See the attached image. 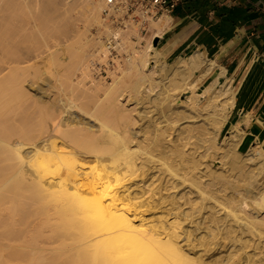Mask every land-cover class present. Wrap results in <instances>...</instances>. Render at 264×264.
Segmentation results:
<instances>
[{
	"label": "bare ground",
	"instance_id": "1",
	"mask_svg": "<svg viewBox=\"0 0 264 264\" xmlns=\"http://www.w3.org/2000/svg\"><path fill=\"white\" fill-rule=\"evenodd\" d=\"M103 7L0 0V264H239L250 234L264 245V150L240 152L241 131L219 138L230 82L199 91L194 56L166 71L153 38L168 14L149 22L155 33L112 81L94 77L87 62L105 43L89 52L86 32ZM32 27L58 41L37 53L29 36L19 41ZM40 66L53 84L34 80ZM218 157L227 170L213 167ZM219 236L230 240L218 259Z\"/></svg>",
	"mask_w": 264,
	"mask_h": 264
},
{
	"label": "crops",
	"instance_id": "2",
	"mask_svg": "<svg viewBox=\"0 0 264 264\" xmlns=\"http://www.w3.org/2000/svg\"><path fill=\"white\" fill-rule=\"evenodd\" d=\"M170 16L157 37L166 71L194 56L199 91L229 81L235 102L220 136L241 131L240 152L264 150V0H183Z\"/></svg>",
	"mask_w": 264,
	"mask_h": 264
},
{
	"label": "built area",
	"instance_id": "3",
	"mask_svg": "<svg viewBox=\"0 0 264 264\" xmlns=\"http://www.w3.org/2000/svg\"><path fill=\"white\" fill-rule=\"evenodd\" d=\"M103 1L101 39L105 43V53L97 50L89 66L94 77L109 80L133 50L141 47L149 31V22L162 15H171L183 0ZM132 31H137L141 38Z\"/></svg>",
	"mask_w": 264,
	"mask_h": 264
},
{
	"label": "rangeland",
	"instance_id": "4",
	"mask_svg": "<svg viewBox=\"0 0 264 264\" xmlns=\"http://www.w3.org/2000/svg\"><path fill=\"white\" fill-rule=\"evenodd\" d=\"M80 23H79V26L80 27H82V28H84L83 27V23L81 22V21H79ZM41 29H42V25H41V27H40ZM31 29V28H30ZM27 30V29H26ZM36 30V29H34L33 27H32V29L29 31L28 30V34L27 35H25L24 36V34H26L27 32L26 31H24V29H22V31H24V32H26V33H22L23 35L21 36V34H20V42L21 41H24V39H25V37L26 36H29V37H27V38H29L31 41L29 42V39H27L28 40V43L29 44H27L28 46L29 45H31L32 47H34V51H35V48L36 49H38V50H36V52L37 53H42L43 51H44V48H46V44L48 43L49 45H52L55 41H58V40H55V39H58V38H56V36H52V37H49L48 39H46V38H44L45 37V35L43 34L44 32H42V31H46L45 30V28H43V30L41 31H34ZM21 31V30H20ZM21 31V32H22ZM90 33H89V32ZM87 32L89 33H87L86 32V35H87V37L89 38V40H90V45L92 46L91 48L89 47V52H95V49L97 48V46L99 47V45H97L98 44V40L99 39H101V25H96V24H94V25H92V26H90V29L88 30ZM20 32V33H21ZM30 32V33H29ZM42 32V36H40V34L39 33H41ZM33 33V34H32ZM155 32H154V30L152 29V28H149V31H148V33L146 34V37H145V41L142 43V45L143 44H145L146 42H147V40L149 39V38H151L152 36H153V34H154ZM29 34H31V35H29ZM24 36V37H23ZM32 36V37H31ZM40 36V37H39ZM92 36H95V38L94 37H92ZM92 37V38H91ZM21 38H22V40H21ZM24 38V39H23ZM54 38V39H53ZM97 38H99V39H97ZM33 39V40H32ZM44 39V40H43ZM92 39V40H91ZM95 39L97 40L96 41V44H95V46H94V44L93 43H95ZM38 40V41H37ZM18 41V42H19ZM41 41H43V42H41ZM46 41V42H45ZM92 41H94V42H92ZM100 41V40H99ZM26 42L27 41H25V43L23 42V45H24V47L26 46ZM45 42V43H44ZM32 43H33V45H32ZM20 44V43H19ZM40 45V46H39ZM22 46V45H21ZM42 47H44V48H42ZM39 57H37V59H38ZM90 58L91 57H89V59H88V62L87 63H89V60H90ZM38 61V60H37ZM126 64V63H125ZM124 64V67H126V65ZM45 66H40V67H38V68H36V72H37V74H38V76H39V78H37V76H33L32 75V77H34V80H36V82H38V81H43V82H45V83H52L53 84V80L51 81L49 78H50V75H49V73H48V71H46L45 70ZM42 70H43V73H42ZM46 72V73H45ZM52 77H55V76H53L52 75ZM37 78V79H36ZM125 78H126V80H128V82L130 81H133L134 80V78H135V75L133 74V73H127V74H125ZM102 80H105V81H108V82H110V81H112V79H109V80H106V79H104V78H101ZM80 93V92H79ZM30 102V101H29ZM31 104V103H30ZM33 104V103H32ZM34 105L35 106H37L35 103L33 104V107H34ZM27 106L28 107H26L25 105H24V107H26V108H28V109H26V111L27 110H31V108H29V104L27 103ZM23 107V108H24ZM36 108V107H35ZM25 109V108H24ZM37 109H39L38 108V106H37ZM35 110L34 109V111H33V109L31 110L32 112L30 113V115H28L29 117V119H31V118H33V117H35V119H34V121H35V123L37 122V118H36V116H37V114L39 115V110ZM169 110H170V107L169 106H164L163 107V111H160V112H158L157 114L158 115H162L164 112H166V113H169ZM37 112V113H36ZM157 114H156V116H157ZM32 115H34L33 117H31ZM31 117V118H30ZM39 117V116H38ZM28 121V120H27ZM30 122H31V120H29ZM32 121H33V119H32ZM29 123V122H28ZM33 124H34V122H32ZM32 123H30V125L32 124ZM32 124V125H33ZM29 125V124H28ZM224 135H222V136H220L219 135V138L220 137H223ZM201 150V149H200ZM216 160L213 162V167L214 168H218V169H220V170H222V166H224L223 164H221V158H215ZM217 159H221V160H217ZM215 164H217V165H215ZM218 166V167H217ZM221 167V168H220ZM227 166H225V169L227 170V168H226ZM225 169L223 168V170L222 171H225ZM263 180H264V177H263ZM228 191H230V190H228ZM259 211V212H258ZM260 213V215L261 216H259L258 214ZM255 215L257 216V218L258 217H260V218H258L259 220H264V206L262 205V203H261V206L259 205V208H257V210H256V213H255ZM257 219V221H258V226L259 227H261V228H264V222L263 221H259ZM259 233H262L261 232V230H259ZM236 234L237 235H239V233H237L236 232ZM235 234V235H236ZM250 233H248V235H249ZM247 235V232L246 233H244V234H241V236H243L242 238H244L243 240L244 241H242L241 240V242H245V240L247 239L248 240V238H249V236ZM248 236V237H247ZM255 236V235H254ZM254 236H251V234H250V238H252V242L250 241V244L248 243L247 244V241H246V247L248 248H243L240 252H238V254H240V255H243L244 257H242L241 256V258H240V256L238 257V259H240V263L239 264H248L249 263V261L251 260V261H255V263L256 264H263L262 262H263V256H264V245L261 247V248H258V245L260 244L258 241L260 240V238L259 237H254ZM259 239V240H258ZM230 240V239H229ZM229 240L228 239H223V237H221V236H219L218 238H217V246L215 247V249H213L212 251H214L213 253L215 254V257H217L216 255H218V259H219V257L221 258V257H224V256H226V254H227V247H228V244H229ZM253 240H254V242H253ZM228 242V243H227ZM259 243V244H258ZM252 244V245H251ZM258 244V245H257ZM247 245H249V246H247ZM262 245V244H261ZM250 247V248H249ZM251 249V250H250ZM249 250H250V252H249ZM259 250V251H258ZM257 251V252H256ZM244 252H245V254H244ZM243 253V254H242ZM220 255V256H219ZM263 258V259H262ZM261 259V260H260ZM250 261V262H251ZM232 264H235V262L234 263H232Z\"/></svg>",
	"mask_w": 264,
	"mask_h": 264
},
{
	"label": "water",
	"instance_id": "5",
	"mask_svg": "<svg viewBox=\"0 0 264 264\" xmlns=\"http://www.w3.org/2000/svg\"><path fill=\"white\" fill-rule=\"evenodd\" d=\"M157 42H158V38L156 37V38L154 39V43L157 44Z\"/></svg>",
	"mask_w": 264,
	"mask_h": 264
}]
</instances>
